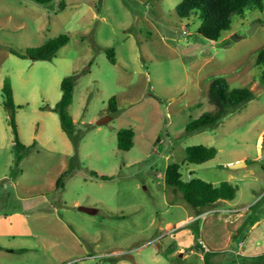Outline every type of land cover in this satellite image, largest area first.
Segmentation results:
<instances>
[{
    "label": "rangeland",
    "instance_id": "374dc122",
    "mask_svg": "<svg viewBox=\"0 0 264 264\" xmlns=\"http://www.w3.org/2000/svg\"><path fill=\"white\" fill-rule=\"evenodd\" d=\"M181 1L0 0V264H205L208 251L213 264H264V67L256 64L264 6L212 41L198 33V19L178 15ZM61 34L70 40L51 60L13 53ZM71 74L75 141L51 110ZM218 76L253 98L217 125L187 133L192 119L215 109L208 88ZM6 78L20 138L33 144L19 166ZM121 128L135 131L129 151L118 148ZM200 144L217 156L188 164L187 147ZM174 163L184 180L233 183L236 198L196 211L166 184Z\"/></svg>",
    "mask_w": 264,
    "mask_h": 264
},
{
    "label": "trees",
    "instance_id": "16d2710c",
    "mask_svg": "<svg viewBox=\"0 0 264 264\" xmlns=\"http://www.w3.org/2000/svg\"><path fill=\"white\" fill-rule=\"evenodd\" d=\"M36 3L46 5L53 0H34ZM60 9L67 6L65 1L60 2ZM264 0H182L176 7L177 13L182 18H196L200 21L198 33L203 37L218 41L222 35L231 29L235 18L245 17L248 11L262 9ZM70 40L69 34H61L49 39L35 49H27L25 53H16L21 58L34 60H51L57 51ZM107 54L112 63H116L115 50L110 49ZM256 64L264 67V48L256 56ZM61 98L55 104L52 111L60 117L61 127L68 137L75 141V121L70 115L68 108L74 99L75 76L67 75L61 82ZM4 106L10 113V124L14 133V149L16 151L15 163L19 166L23 159L31 152L32 145L22 142L16 122V104L10 78H6L3 84ZM253 98V92L248 87H231L228 80L223 76L215 77L208 88L209 102L215 106L213 111H205L199 117L192 119L186 126L187 133L191 134L203 130L209 126H215L229 112L246 104ZM22 107V106H18ZM109 107L112 112L117 111V98L110 99ZM135 131L132 128H121L118 131V148L129 151L134 146ZM186 161L191 165H202L218 154L214 146L203 144L189 146L186 149ZM181 164L174 163L166 170V184L169 189L191 205L196 211L215 206L220 201H233L238 192V187L229 181H222L219 185L205 181L199 177L184 180ZM96 178L110 180L109 175L91 172ZM68 172H64L57 182V187H62L63 179ZM0 249L1 246H0ZM205 264H213L209 251L204 256Z\"/></svg>",
    "mask_w": 264,
    "mask_h": 264
},
{
    "label": "water",
    "instance_id": "95a60500",
    "mask_svg": "<svg viewBox=\"0 0 264 264\" xmlns=\"http://www.w3.org/2000/svg\"><path fill=\"white\" fill-rule=\"evenodd\" d=\"M257 25H258V24H254V25L251 27V29L249 30V33H250V34H252V33L254 32V30H255V28L257 27ZM232 39H233V40H237L238 37H237L236 35H233V36H232ZM109 119H110V118H109ZM107 120H108V119H102V120L98 121V124H99V125H100V124H104L105 122H107ZM241 163H244V162H242V161H238V162L234 163L232 166H233V167H236V166H239V164H241ZM80 209H81V210H84V211H87V212H90V213H96V212H97L96 209H94V208H89V207H80Z\"/></svg>",
    "mask_w": 264,
    "mask_h": 264
},
{
    "label": "built area",
    "instance_id": "2783aa9c",
    "mask_svg": "<svg viewBox=\"0 0 264 264\" xmlns=\"http://www.w3.org/2000/svg\"><path fill=\"white\" fill-rule=\"evenodd\" d=\"M208 214V211L207 212H204L202 215L203 217H206V215ZM203 247L207 250L208 248L205 246V244H203Z\"/></svg>",
    "mask_w": 264,
    "mask_h": 264
},
{
    "label": "crops",
    "instance_id": "0c3cea01",
    "mask_svg": "<svg viewBox=\"0 0 264 264\" xmlns=\"http://www.w3.org/2000/svg\"><path fill=\"white\" fill-rule=\"evenodd\" d=\"M240 161H242V160H240ZM242 162H244V161H242ZM244 164H245V162H244ZM225 202H227V201H225ZM207 212V211H206Z\"/></svg>",
    "mask_w": 264,
    "mask_h": 264
}]
</instances>
